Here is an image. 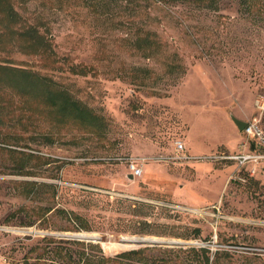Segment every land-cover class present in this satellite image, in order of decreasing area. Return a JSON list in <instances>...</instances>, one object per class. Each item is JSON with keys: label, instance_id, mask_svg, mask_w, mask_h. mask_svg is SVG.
I'll return each mask as SVG.
<instances>
[{"label": "rangeland", "instance_id": "374dc122", "mask_svg": "<svg viewBox=\"0 0 264 264\" xmlns=\"http://www.w3.org/2000/svg\"><path fill=\"white\" fill-rule=\"evenodd\" d=\"M258 96L264 18L236 0H0V264H55L43 238L76 234L95 256L135 237L179 243L135 248L162 264H264V165L229 181L218 159L244 142L231 117L264 130Z\"/></svg>", "mask_w": 264, "mask_h": 264}, {"label": "trees", "instance_id": "16d2710c", "mask_svg": "<svg viewBox=\"0 0 264 264\" xmlns=\"http://www.w3.org/2000/svg\"><path fill=\"white\" fill-rule=\"evenodd\" d=\"M162 4H191L196 8H208L214 11L218 9V3L220 0H154ZM239 13H243L248 17L264 18V0H236ZM64 107L69 105L68 99L63 100ZM79 115L82 116L83 111L78 110ZM43 242L53 244L49 253H52L56 261L55 264H162L164 259L154 260L152 257H147V253L150 249H133L131 251L120 252L114 257L108 256H95L91 252L94 245L85 244L78 240H56L52 237H45ZM48 247V245H47ZM45 247L44 249H48ZM76 247V248H75ZM73 248V249H72ZM205 253L206 250H201ZM67 262H65V260ZM154 260V261H153ZM63 261V262H62ZM208 262V258L206 257ZM62 262V263H61ZM149 262V263H148Z\"/></svg>", "mask_w": 264, "mask_h": 264}, {"label": "built area", "instance_id": "2783aa9c", "mask_svg": "<svg viewBox=\"0 0 264 264\" xmlns=\"http://www.w3.org/2000/svg\"><path fill=\"white\" fill-rule=\"evenodd\" d=\"M255 105L259 112H264V97L258 96ZM244 142L239 146L236 153L222 154L218 159L236 164L235 172L229 177L231 179L243 181L245 174L252 177L256 174V168L264 165V130L259 125V121L254 119L252 122L246 123V127L242 131ZM176 155L172 160H186L187 158L180 155L185 151V145L181 141H176L174 145ZM145 160H133L128 163V173L132 178L142 175V166Z\"/></svg>", "mask_w": 264, "mask_h": 264}, {"label": "water", "instance_id": "95a60500", "mask_svg": "<svg viewBox=\"0 0 264 264\" xmlns=\"http://www.w3.org/2000/svg\"><path fill=\"white\" fill-rule=\"evenodd\" d=\"M233 124L235 127H237L239 132H242L244 128L246 127V122H242L235 117H231ZM131 177V176H130ZM62 237H65L66 239L70 240H81V241H86V242H100L99 238L97 237H85L81 234H76V235H62ZM60 237V238H62ZM179 243L175 242H166V241H155L151 239H138V238H120L118 242V246L120 247H127L131 250L135 249L136 247H147L148 245H154V246H176Z\"/></svg>", "mask_w": 264, "mask_h": 264}, {"label": "bare ground", "instance_id": "6f19581e", "mask_svg": "<svg viewBox=\"0 0 264 264\" xmlns=\"http://www.w3.org/2000/svg\"><path fill=\"white\" fill-rule=\"evenodd\" d=\"M83 236H85V235H83ZM85 237H87V236H85ZM90 237H92V235H90ZM107 243V242H106ZM103 246V245H102ZM114 246V245H113ZM110 250H111V248H110Z\"/></svg>", "mask_w": 264, "mask_h": 264}]
</instances>
